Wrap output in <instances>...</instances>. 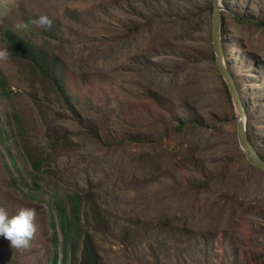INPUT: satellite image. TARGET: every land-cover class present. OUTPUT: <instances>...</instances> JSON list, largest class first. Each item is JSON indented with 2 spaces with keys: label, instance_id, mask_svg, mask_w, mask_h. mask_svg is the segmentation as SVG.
Segmentation results:
<instances>
[{
  "label": "rangeland",
  "instance_id": "1",
  "mask_svg": "<svg viewBox=\"0 0 264 264\" xmlns=\"http://www.w3.org/2000/svg\"><path fill=\"white\" fill-rule=\"evenodd\" d=\"M223 4L225 60L264 157V0ZM212 9L0 0V48L9 29L38 45L66 91L27 59L0 62V207L35 209L37 229L26 250L0 235V264H53L56 250L82 264L87 236L99 264H264V170L238 142Z\"/></svg>",
  "mask_w": 264,
  "mask_h": 264
},
{
  "label": "water",
  "instance_id": "2",
  "mask_svg": "<svg viewBox=\"0 0 264 264\" xmlns=\"http://www.w3.org/2000/svg\"><path fill=\"white\" fill-rule=\"evenodd\" d=\"M212 5L213 9L211 36L212 47L215 52V63L220 74L228 85L233 99V103L238 112L236 118L238 142L248 162L255 168L264 170V158L261 156L254 144L251 142L248 135L246 110L243 104L240 90L225 60L223 38L221 32V11L223 8V4L221 0H212Z\"/></svg>",
  "mask_w": 264,
  "mask_h": 264
},
{
  "label": "trees",
  "instance_id": "3",
  "mask_svg": "<svg viewBox=\"0 0 264 264\" xmlns=\"http://www.w3.org/2000/svg\"><path fill=\"white\" fill-rule=\"evenodd\" d=\"M5 39L8 43V48L11 56L27 59L42 77L53 83L59 89L61 94H66L63 78L59 75L52 60L43 49H41L38 45H35L23 39L19 35H16L13 30L10 29L6 31ZM64 222V219L60 221V227L63 236H65L66 234ZM99 263V254L97 252L96 245L93 242L92 238L90 236H87L82 245V264ZM53 264H58L57 250L54 253Z\"/></svg>",
  "mask_w": 264,
  "mask_h": 264
},
{
  "label": "clouds",
  "instance_id": "4",
  "mask_svg": "<svg viewBox=\"0 0 264 264\" xmlns=\"http://www.w3.org/2000/svg\"><path fill=\"white\" fill-rule=\"evenodd\" d=\"M38 26L50 29L53 25L52 19L46 14H41L35 21ZM21 27V25H17ZM9 49L0 48V62L9 59ZM36 210L33 208H21L17 214L9 216L8 211L0 207V235L10 242V246L16 250H26L31 247V241L36 233L34 223Z\"/></svg>",
  "mask_w": 264,
  "mask_h": 264
},
{
  "label": "bare ground",
  "instance_id": "5",
  "mask_svg": "<svg viewBox=\"0 0 264 264\" xmlns=\"http://www.w3.org/2000/svg\"><path fill=\"white\" fill-rule=\"evenodd\" d=\"M221 2H222V4H223V0H221ZM225 8V6H224V4H223V8H222V10Z\"/></svg>",
  "mask_w": 264,
  "mask_h": 264
}]
</instances>
